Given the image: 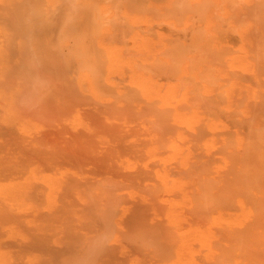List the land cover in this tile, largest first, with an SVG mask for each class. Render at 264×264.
Returning a JSON list of instances; mask_svg holds the SVG:
<instances>
[{
  "label": "bare ground",
  "instance_id": "6f19581e",
  "mask_svg": "<svg viewBox=\"0 0 264 264\" xmlns=\"http://www.w3.org/2000/svg\"><path fill=\"white\" fill-rule=\"evenodd\" d=\"M0 264H264V0H0Z\"/></svg>",
  "mask_w": 264,
  "mask_h": 264
},
{
  "label": "rangeland",
  "instance_id": "374dc122",
  "mask_svg": "<svg viewBox=\"0 0 264 264\" xmlns=\"http://www.w3.org/2000/svg\"><path fill=\"white\" fill-rule=\"evenodd\" d=\"M44 80H45V79H44ZM47 81H48V79L46 80V82H47ZM46 82H45V85L48 83V82H47V83H46Z\"/></svg>",
  "mask_w": 264,
  "mask_h": 264
}]
</instances>
